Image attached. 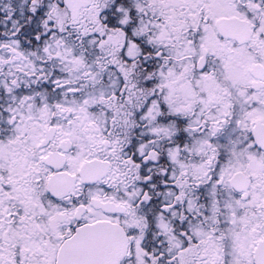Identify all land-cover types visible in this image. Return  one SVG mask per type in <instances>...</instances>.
Masks as SVG:
<instances>
[{
    "label": "snow or ice",
    "instance_id": "6c2138e0",
    "mask_svg": "<svg viewBox=\"0 0 264 264\" xmlns=\"http://www.w3.org/2000/svg\"><path fill=\"white\" fill-rule=\"evenodd\" d=\"M0 264H264V0H0Z\"/></svg>",
    "mask_w": 264,
    "mask_h": 264
}]
</instances>
